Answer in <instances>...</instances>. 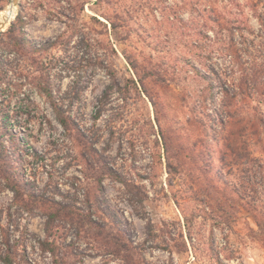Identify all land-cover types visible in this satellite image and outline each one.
Segmentation results:
<instances>
[{"label": "rangeland", "instance_id": "rangeland-1", "mask_svg": "<svg viewBox=\"0 0 264 264\" xmlns=\"http://www.w3.org/2000/svg\"><path fill=\"white\" fill-rule=\"evenodd\" d=\"M15 3L0 153L35 201L0 180L13 264H264V0Z\"/></svg>", "mask_w": 264, "mask_h": 264}, {"label": "trees", "instance_id": "trees-1", "mask_svg": "<svg viewBox=\"0 0 264 264\" xmlns=\"http://www.w3.org/2000/svg\"><path fill=\"white\" fill-rule=\"evenodd\" d=\"M251 6L252 9L254 10L256 18L258 20L260 19V21L262 22V26L264 27V15L257 11L256 4L253 3ZM23 25L24 23L22 22L21 26ZM10 46L12 48L11 50L15 51L20 56H23L26 52L29 51L40 52L47 48L45 45L42 44L34 45L31 41H29L25 37L24 33H21L19 38H15L14 41L10 43ZM49 46H51V44ZM236 55L238 54L237 53L233 54V56ZM5 64H10V63L6 62ZM3 72L6 74L7 69L4 70ZM39 84H41V81L37 82L38 86ZM45 93L47 94L48 98L51 99L50 91L46 90ZM58 120L66 129L71 130V128L69 127V122L66 117L58 115ZM4 158H6L4 153H0V180H3L6 187L10 188V190L14 192L16 199L22 202L25 208H29L27 204L29 205L31 202L33 204V201H35L34 199L35 196H33L32 193L31 194L24 193L23 191L24 184H22L21 181H19L15 168L12 166L11 162L8 159H4ZM25 195L28 197L29 199L28 201L25 200ZM55 204H56V208L53 211L51 210L46 211L47 219L45 221V227H44L46 234H50L51 225L53 224L55 218L60 214L61 210L63 209V205L59 204L58 202ZM38 242L42 250L49 251L52 254H55L53 242L45 241L40 238L38 239ZM13 262H14V251L12 250V245L9 243L8 237L4 233V230H2V232L0 233V264H13Z\"/></svg>", "mask_w": 264, "mask_h": 264}, {"label": "bare ground", "instance_id": "bare-ground-1", "mask_svg": "<svg viewBox=\"0 0 264 264\" xmlns=\"http://www.w3.org/2000/svg\"><path fill=\"white\" fill-rule=\"evenodd\" d=\"M16 3L10 1L0 12V23H8L15 15Z\"/></svg>", "mask_w": 264, "mask_h": 264}, {"label": "water", "instance_id": "water-1", "mask_svg": "<svg viewBox=\"0 0 264 264\" xmlns=\"http://www.w3.org/2000/svg\"><path fill=\"white\" fill-rule=\"evenodd\" d=\"M11 1H15V0H11ZM17 2V0H16ZM6 26V23H0V32L3 30V28Z\"/></svg>", "mask_w": 264, "mask_h": 264}]
</instances>
